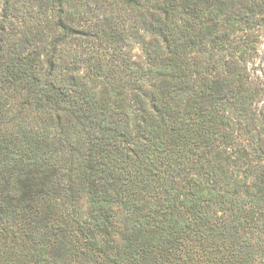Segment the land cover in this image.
Listing matches in <instances>:
<instances>
[{"label": "trees", "instance_id": "16d2710c", "mask_svg": "<svg viewBox=\"0 0 264 264\" xmlns=\"http://www.w3.org/2000/svg\"><path fill=\"white\" fill-rule=\"evenodd\" d=\"M0 264H264V0H0Z\"/></svg>", "mask_w": 264, "mask_h": 264}, {"label": "rangeland", "instance_id": "374dc122", "mask_svg": "<svg viewBox=\"0 0 264 264\" xmlns=\"http://www.w3.org/2000/svg\"><path fill=\"white\" fill-rule=\"evenodd\" d=\"M133 54H134V57H135V58H138V57H139L140 50H139L138 46H135V47L133 48Z\"/></svg>", "mask_w": 264, "mask_h": 264}]
</instances>
